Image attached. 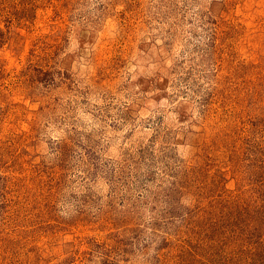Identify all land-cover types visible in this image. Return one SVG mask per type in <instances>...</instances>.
Masks as SVG:
<instances>
[{"label":"rangeland","instance_id":"1","mask_svg":"<svg viewBox=\"0 0 264 264\" xmlns=\"http://www.w3.org/2000/svg\"><path fill=\"white\" fill-rule=\"evenodd\" d=\"M0 264H264V0H0Z\"/></svg>","mask_w":264,"mask_h":264}]
</instances>
